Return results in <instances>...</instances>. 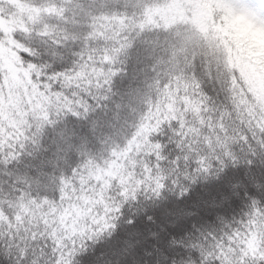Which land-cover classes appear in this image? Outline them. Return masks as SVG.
Masks as SVG:
<instances>
[{"label": "snow or ice", "instance_id": "1", "mask_svg": "<svg viewBox=\"0 0 264 264\" xmlns=\"http://www.w3.org/2000/svg\"><path fill=\"white\" fill-rule=\"evenodd\" d=\"M264 0H0V264H264Z\"/></svg>", "mask_w": 264, "mask_h": 264}, {"label": "trees", "instance_id": "2", "mask_svg": "<svg viewBox=\"0 0 264 264\" xmlns=\"http://www.w3.org/2000/svg\"><path fill=\"white\" fill-rule=\"evenodd\" d=\"M244 27L226 23L223 26V35L236 46V56L239 60L264 61V45L247 33H242Z\"/></svg>", "mask_w": 264, "mask_h": 264}, {"label": "rangeland", "instance_id": "3", "mask_svg": "<svg viewBox=\"0 0 264 264\" xmlns=\"http://www.w3.org/2000/svg\"><path fill=\"white\" fill-rule=\"evenodd\" d=\"M242 33H244V34H247V33L251 34L254 37L255 40H257L260 43H262L261 45H264V35L253 33V32L249 31L246 28H243L242 29Z\"/></svg>", "mask_w": 264, "mask_h": 264}]
</instances>
